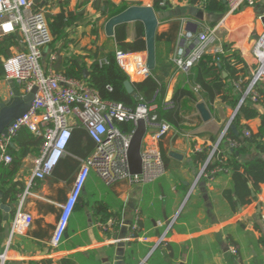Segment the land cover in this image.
I'll return each mask as SVG.
<instances>
[{"label": "crops", "instance_id": "1", "mask_svg": "<svg viewBox=\"0 0 264 264\" xmlns=\"http://www.w3.org/2000/svg\"><path fill=\"white\" fill-rule=\"evenodd\" d=\"M85 1L37 0V9H44L47 17L56 16L62 11L85 12L83 21L65 43H53L43 51L42 62L46 67L53 66L56 73H60L67 64H80L86 67L84 72L87 71L89 75L94 60L88 51L96 49L92 33L96 19H99L101 27L98 45L110 39L106 35L109 18H101L93 0L87 4H84ZM167 1L169 7L157 12L160 22L158 32H168L174 22L181 24L173 59L180 54L181 46H184L186 54L193 44V38L213 29L216 30L217 41L208 53H216L230 44L250 68V73L254 70L256 59L253 57V47L264 31V0H258L255 6L225 14L195 11L187 5V0ZM111 2L120 10L133 6H153V0ZM223 2L227 5L226 0ZM136 24L127 25L130 42L136 36ZM189 33L193 34V38H187ZM184 38H187L185 45L182 41ZM18 45L11 49L10 57L24 50L19 38ZM6 59L2 57L1 63ZM191 77V71H179L169 82L168 100L173 99L176 88L192 93L193 98L184 97L180 104L182 121L160 141L145 139V144L159 151L164 150L169 156L166 176L146 186L118 181L108 187L93 172L72 215L66 232L68 237L58 248L52 246V238L61 218V205L67 202L74 187L81 168L80 160L90 157L96 150V144L86 128L70 117L74 127L66 152L46 179L40 181L33 178L42 145L38 154L35 149V153L24 157L14 178L16 186L24 187V192L16 204L6 205L15 214L22 204V210L31 215L34 221L24 235L11 237L10 228L14 218L7 222L4 220V229L0 232V264H117L116 251L120 248L125 253V264H264V184L258 193H254L255 196L253 194L251 205L241 206L234 196L230 197L229 191L234 183L229 170L216 168L213 176L204 174L216 150L218 155L229 159V150L239 147L235 141L225 139L238 107L233 109L219 96L210 101ZM11 98L10 84L6 79L1 80L0 103H8ZM200 103L206 105L212 117L210 121L201 117L197 108ZM247 104L255 107L258 115L264 116V96L258 102L250 100ZM260 116L251 121L243 120L241 125L247 126L250 134L257 133L261 126ZM233 128V134L238 136L235 134L238 130ZM233 142L235 146H231ZM221 144L223 149H220ZM11 147L20 153L13 142ZM203 152H207L209 157L205 162H200L195 157ZM171 153L182 158H173ZM257 156L261 155L252 150L239 160L245 163ZM2 194L0 191V198ZM91 198L93 202L89 205ZM101 203L102 209L116 219L111 218L103 223L101 217H94L92 206H100ZM1 212L4 217L5 212ZM139 220L141 235L131 238L130 228ZM124 226L128 228L125 231L128 238L121 240L120 233ZM168 244L174 248L168 249ZM132 251L135 253L133 257Z\"/></svg>", "mask_w": 264, "mask_h": 264}, {"label": "built area", "instance_id": "2", "mask_svg": "<svg viewBox=\"0 0 264 264\" xmlns=\"http://www.w3.org/2000/svg\"><path fill=\"white\" fill-rule=\"evenodd\" d=\"M228 13L240 11L248 6H255L258 0H226ZM37 0H0V37L17 35L24 45V50L3 61L5 79L16 83L22 95H27L34 88L32 109L8 130L7 135L0 136V163L13 162L9 147L14 137L23 129L29 130L35 138L42 140L41 155L36 162L33 178L44 180L49 176L65 154L73 131L74 117L77 124L84 126L90 138L96 144L95 152L86 159H81L80 172L69 194L67 202L61 205V218L53 233L52 246L58 248L64 241L72 215L82 197V193L94 172L106 186L110 187L118 181H126L131 185H151L166 176L167 166L160 151L154 146L144 143L141 151L143 161L142 172L133 176L130 172L128 152L132 135L139 120H144L147 127L145 137L160 141L172 131V126L154 113L156 105L141 103L132 109L120 102L103 100L100 94L91 89L86 82L67 79L56 73L53 66L46 67L42 62L43 51L52 45L53 38L44 9H37ZM216 30L193 38V44L173 59L183 72H190L193 65L215 44ZM182 41L185 45L187 42ZM253 47L256 66L251 72L250 83L242 91L241 82H234V87L242 92L239 107L252 100L258 102L261 96L257 87L264 84V31L257 38ZM216 53H223L218 49ZM184 54V55H183ZM116 60L133 83L140 82L151 75L147 66L146 53L128 54L121 50L116 52ZM105 60H100L101 64ZM175 107L172 100L166 99L164 110L171 111ZM117 122L131 123L135 129L130 134L123 133ZM244 135L251 137L245 130ZM233 142L231 146H235ZM34 219L22 210V204L16 209L10 228V236L24 235ZM264 226V215L262 216ZM172 222L170 228L174 224ZM136 225L130 230H134ZM236 250H234V254Z\"/></svg>", "mask_w": 264, "mask_h": 264}, {"label": "trees", "instance_id": "3", "mask_svg": "<svg viewBox=\"0 0 264 264\" xmlns=\"http://www.w3.org/2000/svg\"><path fill=\"white\" fill-rule=\"evenodd\" d=\"M92 0H86L84 4ZM95 9L100 12L101 18H113L114 16L124 12L120 10L111 0H93ZM153 7L156 12H159L169 7L167 0H153ZM187 5L195 11L205 13L220 12L225 14L228 12V5L223 0H187ZM85 17L84 11H76L66 13L60 12L56 16L47 17L48 25L53 38L52 44L65 43L72 31L80 25ZM99 19L95 20L93 35L95 37V50L88 51L89 55L94 60V63L89 68V75L85 78V66L80 64H67L60 72L67 79H74L86 82L94 91L98 92L103 100L120 102L132 109H135L141 103H152L155 93L158 92L155 101L152 105H156L154 113L158 114L159 118L167 121L172 127L177 126L181 121L180 104L184 97L193 98L192 93L176 88L172 101L175 107L171 111L164 110L163 106L166 101L169 82L172 78L181 71L174 62L172 55L176 51L178 43V34L181 29L179 22H174L168 32H157L156 35V68L151 75L140 82L134 83V93L129 94L125 87V82L129 77L124 72L122 67L116 60L117 50H121L128 54L139 52H147V42L145 35V27L142 23L136 24V36L132 42L128 41V26L121 25L115 29L114 38L108 39L103 45H98L100 25ZM19 46L17 35H6L0 37V81L5 79V68L1 63L2 57L9 58L11 49ZM105 60L103 64L99 61ZM226 74V78L223 74ZM193 81L198 84L206 94V98L210 101L216 96L222 98L230 107L236 109L240 103L242 92L235 91L234 82H241L242 91H244L250 83L251 73L241 58L240 54L230 44L224 46L223 53H206L198 62H196L191 70ZM257 92L261 97L264 96V84L257 87ZM232 123V127L227 131L225 139H230L238 143L239 147L229 150V159L218 155V150L214 153L213 159L204 170V174L213 176L212 172L216 168L221 170H229L233 175V189L229 191L230 197L237 199L241 206H248L253 203L255 192L258 193L260 186L264 184V116L258 115L257 110L251 104H245L238 108ZM261 118V126L257 133L251 132V137H246L242 134L243 130H248L247 126L241 125L243 120L251 121L257 117ZM116 126L125 133L130 134L134 131L135 126L131 123L117 122ZM236 128L239 136H235L232 128ZM13 143L18 146L20 153L9 147V154L13 162L10 164H0V191L5 204H16L19 197L24 192L23 188H18L15 184V176L21 166L22 160L30 153H35V149H40L42 140L37 139L27 129L21 130L16 137L13 138ZM223 149V144L220 149ZM254 150L261 156H257L251 161L241 163L239 157L246 156ZM166 165L169 162L164 150H160ZM209 155L207 152L199 154L195 157L200 162H205ZM214 175H216L214 173ZM82 198V197H81ZM80 198V199H81ZM80 202V201H79ZM92 198L89 205L92 203ZM100 206H92L93 215L97 219L101 217L103 223H106L115 216L106 213ZM14 210L11 212V220L14 218ZM4 217L0 210V232L4 229ZM141 221L136 223V228L130 232L131 238H138L140 233ZM128 232V233H129ZM168 249L174 248L168 244ZM159 253V252H158ZM135 256L133 251L131 257Z\"/></svg>", "mask_w": 264, "mask_h": 264}, {"label": "water", "instance_id": "4", "mask_svg": "<svg viewBox=\"0 0 264 264\" xmlns=\"http://www.w3.org/2000/svg\"><path fill=\"white\" fill-rule=\"evenodd\" d=\"M133 22L142 23L145 27L147 42V66L148 69L153 72L156 68L157 63L156 35L160 24V22H158L157 12L155 11L153 6H133L109 19V21L107 22L108 24L106 25V35L110 38H114L115 29L118 26L128 25ZM84 73L85 78H87L88 72L85 71ZM224 77H226L225 73ZM8 83L12 88V98L8 101V103H0V136L7 135L8 130L32 109L34 97L37 93V88H34L27 95H22L16 83H14L13 81H8ZM125 87L129 94L134 93V83L131 80L125 82ZM197 108L201 117L205 121L211 120L212 117L210 116V113L208 112L204 103L198 104ZM237 111L238 109L236 110V113ZM146 134V123L144 120H139L132 135V141L128 152L130 172L133 176H137V174H141L142 172L143 161L141 157V151L145 143ZM235 134L238 135V132L235 131ZM170 156H172L173 158H182L176 153H171ZM0 208L3 212H5L4 220L6 222L10 221L11 207L4 204L2 198H0ZM127 229L128 228L125 226L122 228V231L120 233L121 240H125L128 238L127 234L125 233ZM65 237H68L67 233L65 234ZM116 253V260L119 262L117 264H125L123 259L125 253L123 252V249L120 248L116 251Z\"/></svg>", "mask_w": 264, "mask_h": 264}]
</instances>
